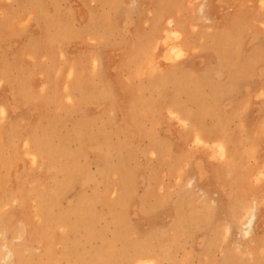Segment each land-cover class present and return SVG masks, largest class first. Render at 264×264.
Instances as JSON below:
<instances>
[{
    "label": "rangeland",
    "instance_id": "1",
    "mask_svg": "<svg viewBox=\"0 0 264 264\" xmlns=\"http://www.w3.org/2000/svg\"><path fill=\"white\" fill-rule=\"evenodd\" d=\"M95 1L96 0H0V76L6 75L4 80L0 78V103L6 102L8 105L6 114L2 119L0 118V123L3 124V127H0V200H5L6 202L5 208H2L1 212L2 210H11L14 205V208H16V204L18 203L17 199L20 195V191L12 187L16 185L15 178L11 175L13 172L9 171V178L11 177L12 179H5L8 169L4 167V161L8 159L9 162H11L9 164V169L13 167L14 170L16 169L15 172L17 173L24 174L25 168L31 170V175L29 178L27 177L28 184H31V176L35 173V171L33 172L32 170V156L22 153V141H19L18 138L29 133L30 128L38 122V129L43 132L48 119L45 118V116L49 115L50 118L52 117L50 115L55 111L54 95H64V92L66 95V91L70 90V92L73 91L77 96L79 91L76 87L78 88L79 85H81L83 89L85 87L86 91H89L90 94L89 96L86 95L79 104L78 100L63 98L62 101L65 107L63 105L58 112V117H60L62 121V126L57 131L58 133H56V139H68L66 147L69 150L80 151L79 157L75 160L79 165L77 173L79 172L81 175H85L83 173L88 172L93 177L90 175L88 178L90 182L86 181L85 183L84 180H80V176L73 179L71 181L72 183L70 182L71 184H68L69 186L66 185L65 192L61 195L62 197L60 196V202L58 201L60 204L57 203L59 206L57 207L56 205L51 208L52 212H56L59 208L65 209L66 211V209H69L74 203L81 205L79 201L80 198L84 199L83 196L87 198L92 197L91 205L88 203V206L93 209H85V220L87 224L91 220L92 223H89L90 226L82 224L79 228V233L81 232V243L79 246L80 257L76 258V264H84L87 258L86 262L89 261V256L92 255L94 250L101 246L98 244V248H94L98 242L97 240H99L98 238L96 241L94 237L87 239L90 234H93L94 229V231H100L104 235L107 233L105 237L109 240L115 235V230H117V228L113 221V214H119L122 211V203L111 206V201L116 195L114 189L110 187V185L112 183L114 185L122 183L125 177L124 170H128L125 169L126 167L129 168L128 176L129 179H131L128 188L129 192L127 191L128 195L125 198V203L128 204L129 209L126 213V218L132 226V231L129 233V236L132 238L127 240L128 243L123 241L119 242L117 239L115 241L114 239L113 250L116 248V252L118 251V253L122 249V252L124 251L123 253L127 250L125 253L126 257H120L122 258L121 264H129L126 263V258L129 257V259H132V256H135V254L139 255L143 250H146L144 241L148 240L149 237L155 236L154 238H156L159 227L161 229H167L169 227L170 219L172 215H174L173 205H175V203L176 205H180L181 209L185 211L186 216H189L190 220L188 219L189 223L187 222V227L179 229L178 235L176 233V240L169 243L167 251L171 256L164 257V255H161L162 257L159 259L158 264H168L169 262H171L170 264H264V151L259 148V143L257 141L260 132L253 129V127L249 128L247 125V122L253 120L252 116L255 115L256 110H259L261 107V102L264 101V91L259 88L262 84L258 77L260 71L264 68L263 0ZM241 2L244 5H242ZM202 6L204 7L202 8ZM245 7L248 8L246 9ZM206 16L210 17L211 20H206ZM170 17H172L173 20L169 23L168 19ZM49 19H52V21L54 20V26L59 23H65V35L62 38L60 37L61 39L53 40L50 38L49 40L48 31L54 28L51 27L48 29L47 25ZM87 25L90 27L89 32ZM179 26L182 27L181 29L183 31L176 33V29H178ZM212 30L214 32H211ZM40 34L41 36H39ZM213 37H216V40H214ZM182 44H184V51L183 53H178L177 50ZM216 48L222 50L223 59L221 63H218L216 60ZM47 57L48 59H46ZM52 57L54 58L53 61ZM143 66L145 68H142ZM224 66L227 67L225 68ZM38 67L41 69H38ZM70 68H73L74 72H77L74 73V75H70ZM161 74L163 75L161 78L164 80L159 78ZM121 78L124 82L120 83ZM60 79L61 81L64 80L61 82ZM57 81H60L61 84H59L60 82L57 83ZM115 82L117 84H115ZM179 83H181V87L178 86ZM170 84L172 86H170ZM156 86L158 87L156 88ZM45 90L49 92L52 90V101L45 100V97L41 94ZM60 90L63 93L60 92ZM218 90H221V92H217ZM34 93L36 95H34ZM174 98H177V100L185 106L186 110L189 111L191 115L194 114L196 120L202 124L204 123L206 126H216L218 129H220L222 124H225L228 134L232 135L233 138L237 140L234 157L235 161L231 162V166L232 164L233 166L227 169L225 178H223L221 182L222 184H226L237 175V180L240 184H238L239 188L236 194L245 195L249 200L252 198L259 201L261 200V203L259 202L260 205L256 209L255 228L254 232L249 237L250 239H241L237 230L232 227H229L230 229L228 227L226 228L224 224H222L225 223V221L222 222L223 219L227 220V222L230 221V218H228L230 217V214L228 215L230 208L225 196L218 207L217 204L214 203L213 205L211 202L206 204L208 206L205 204L204 206L200 205L202 199L200 192L197 195L189 197V201L193 204L188 201L186 191H191L193 190L192 188L195 187H192V185L181 187V183H185L192 171L196 173L199 172V174L197 173L198 178H196V180L192 178L194 181H192V183H194L193 185L195 186V184L197 185L198 183H206L209 185L211 191L208 192V196L211 200L217 199L218 195L223 194L222 188L214 184V178L210 171H206L205 174H203L200 172V168L203 165L207 167L210 161H214V163L217 161L216 163L222 164L226 163L228 159L227 156H223L221 148L216 143L212 141L208 143H199L193 133H191L193 129L192 125L171 115L166 108V103H170ZM143 99H148L151 102L150 107L152 109L154 108L153 111H145ZM106 102L109 103L107 104ZM205 102L207 105L210 104L212 109L208 107L204 111L202 104L205 105ZM73 104L75 105L73 106ZM231 104L233 106H231ZM42 108L45 109L43 110ZM179 121L181 122L179 123ZM85 124L90 128L92 138L97 136H101L100 139L103 138L98 132V129L103 127L106 132V137L109 138L110 142L115 144L119 143L117 149L119 151L115 150V152L113 150L104 161V158L99 159L93 149L91 150L87 147L86 149L84 146H79L78 141L76 142V138H73V127L75 125ZM128 124L131 126L129 127ZM127 128H129V130H127ZM6 131L13 132L14 135L16 134L15 143L12 145V148L9 147L10 149L4 147ZM124 140L128 141L127 147L129 148L123 147L122 144H120L121 141ZM151 143H155L157 148H151ZM125 151L127 152L125 153ZM129 152L132 153L131 158H128L127 161H122L120 157L124 155L127 156ZM249 152L251 153L249 154ZM191 159L194 160V164L190 163ZM255 159H258V161ZM180 164L183 165L181 166ZM246 168L248 170H246ZM242 170L244 172H242ZM40 171L41 179L44 177L42 181L48 186H53L54 182H57L62 176V173H60L61 176L58 175L55 180V178L44 176V168ZM229 171L230 173L232 171V173L230 174ZM101 172L103 174H101ZM106 172L110 175H106ZM38 174L39 171H37V175ZM192 175L193 174H191V176ZM252 175L255 177H252ZM111 181L113 182L111 183ZM92 182L95 184L92 185ZM258 183H261L263 186H260V184L258 185ZM7 186L9 187L7 188ZM11 187V190H15L11 191L12 193H10ZM5 188H7L8 191ZM94 188L96 189L94 190ZM258 191H260V195ZM81 193L84 194L82 197H79ZM95 193L98 196H96ZM194 193H196V189ZM253 193H256L258 197L255 194L253 195ZM93 199L96 202L92 201ZM8 205L10 206L8 207ZM212 206H215V209H210ZM112 207L115 212L112 211ZM225 210H227V212ZM51 211H47L46 214H51ZM89 211H93L94 214ZM55 212L52 213L51 216L55 215ZM98 212L99 218L97 215ZM102 213L103 215L100 216ZM44 214L45 212H43V216ZM244 215H246L245 210L243 211V216ZM104 216L108 220H106ZM226 216L227 218H225ZM103 220L108 222L105 223ZM91 226L94 228L92 229ZM85 227H87L86 231ZM71 235L72 234H70V236ZM136 235L137 237H135ZM82 238L85 241H82ZM139 240L142 241V243H139ZM239 241L242 242V245L237 244ZM136 243L137 246L135 245ZM82 244H84V246ZM227 244L228 246L231 245L229 247L230 254L228 256L230 261L228 259H226V261L223 259ZM131 245L134 247H131ZM176 245H179L178 248ZM61 246V244L56 245V251L59 253L62 251L60 248ZM127 246L130 248H126ZM135 246L136 248H140L135 251ZM174 247L175 249H173ZM83 248H87V250L85 251ZM91 248L94 249L92 250ZM83 250L84 252H82ZM90 250L92 253L89 252ZM127 254H130V256ZM233 254L234 256L232 257L231 255ZM31 264H37V259L33 255L31 257ZM38 264H42V262ZM89 264H93V262L90 260Z\"/></svg>",
    "mask_w": 264,
    "mask_h": 264
},
{
    "label": "bare ground",
    "instance_id": "2",
    "mask_svg": "<svg viewBox=\"0 0 264 264\" xmlns=\"http://www.w3.org/2000/svg\"><path fill=\"white\" fill-rule=\"evenodd\" d=\"M37 1V0H36ZM97 1V0H96ZM95 1V2H96ZM240 1V0H239ZM101 2V1H100ZM243 2V1H242ZM241 2L242 5H244ZM264 2V0L262 1ZM46 3V2H45ZM62 3V2H61ZM98 3V2H97ZM115 3V2H114ZM134 3V2H133ZM227 3V2H226ZM229 3V2H228ZM200 4V3H198ZM203 4V3H202ZM237 4V2H236ZM26 5V4H25ZM38 5V4H37ZM219 5V4H218ZM222 5V4H221ZM231 5V4H230ZM239 5V4H238ZM251 5V4H248ZM247 5V6H248ZM89 6V5H88ZM105 6V5H104ZM115 6V5H113ZM220 6V5H219ZM257 6V5H256ZM15 7V6H14ZM39 7V6H38ZM204 6H202L203 8ZM233 7V6H232ZM253 7V6H252ZM87 8V7H86ZM114 8V7H113ZM201 8V9H202ZM237 8V7H236ZM246 8V7H245ZM248 8V7H247ZM246 8V9H247ZM119 9V8H118ZM117 9V11H118ZM124 9V8H123ZM216 9V8H215ZM232 9V8H231ZM242 10V9H241ZM97 11V10H96ZM122 11V10H120ZM205 11V10H204ZM235 11V10H233ZM64 12V11H63ZM87 12V11H85ZM126 12V11H125ZM156 12V11H155ZM165 12V11H164ZM198 12V11H197ZM59 13V11H58ZM61 13V12H60ZM101 13V12H100ZM114 13V12H113ZM200 13V12H199ZM62 14V13H61ZM88 14V13H87ZM96 14V13H94ZM134 14V13H133ZM163 14V13H162ZM169 14V13H168ZM167 15V14H166ZM203 15V14H202ZM155 16V15H154ZM152 16V17H154ZM163 16V15H162ZM262 16V15H261ZM260 16V17H261ZM48 17V16H46ZM45 17V18H46ZM151 17V18H152ZM49 18V17H48ZM102 18V17H101ZM99 18V19H101ZM197 19V18H196ZM203 19V18H202ZM206 20H211L210 17L206 16L205 17ZM245 19V18H244ZM96 20V19H95ZM98 20V19H97ZM153 20V19H152ZM160 20V19H159ZM173 20L172 17H170L168 19V22L170 23ZM214 20V19H213ZM54 21V20H53ZM52 19H49L48 21V29L51 27H54L52 30L49 29L48 31V37L49 40L51 39H61L64 35H65V23L63 22V24H56V26H54ZM85 21V20H84ZM106 21V20H105ZM150 21V20H149ZM197 21V20H196ZM227 21V20H226ZM62 22V21H61ZM120 22V20H119ZM137 22V21H136ZM151 22V21H150ZM163 22V21H162ZM70 23V22H69ZM148 23V22H147ZM200 23V22H199ZM71 24V23H70ZM99 24V23H97ZM173 24V23H172ZM206 24V23H205ZM216 24V23H215ZM219 24V23H218ZM233 25V24H232ZM257 25V24H256ZM90 26V25H89ZM93 26V25H92ZM42 27V25H41ZM88 27V25H87ZM101 27V26H100ZM105 27V26H104ZM103 27V28H104ZM108 27V26H107ZM135 27V26H134ZM167 27V26H166ZM180 27V28H179ZM178 29H176V33H180L183 30L181 29L182 27L179 26ZM261 27V26H260ZM37 28V27H36ZM89 28L88 27V32H89ZM95 28V27H94ZM102 28V27H101ZM132 28V27H131ZM139 28V27H138ZM200 28V27H199ZM41 29V28H40ZM43 29V28H42ZM87 29V28H86ZM92 29V28H91ZM134 29V28H133ZM149 29V28H148ZM258 29V28H257ZM51 30V31H50ZM101 30V29H100ZM108 30V29H107ZM136 30V29H135ZM134 30V31H135ZM141 30V29H140ZM147 30V29H146ZM261 30V29H260ZM37 31V30H35ZM39 31V30H38ZM77 31V30H75ZM83 31V30H82ZM102 31V30H101ZM110 31V30H109ZM154 31V30H153ZM257 31V30H256ZM43 32V31H42ZM84 32V31H83ZM87 32V31H85ZM100 32V31H99ZM105 32V31H104ZM211 32H214L213 30ZM243 32V31H242ZM41 33V32H40ZM137 33V32H136ZM216 33V32H215ZM99 34V33H98ZM109 34V33H108ZM138 34V33H137ZM146 34V33H145ZM150 34V33H149ZM168 34V33H167ZM204 34V33H203ZM76 35V34H75ZM85 35V34H84ZM156 35V34H155ZM154 35V36H155ZM193 35V34H191ZM222 35V34H221ZM41 36V34L39 35ZM106 36V35H105ZM157 36V35H156ZM177 36V35H176ZM180 36V35H179ZM61 37V38H60ZM69 37V36H68ZM172 37V36H171ZM175 37V35H174ZM198 37V36H197ZM67 38V37H66ZM83 38V37H82ZM104 38V37H103ZM112 38V37H111ZM185 38V37H184ZM196 38V37H195ZM44 39V38H41ZM197 39V38H196ZM205 39V38H204ZM214 40H216V37H213ZM64 40V39H63ZM156 40V39H155ZM194 40V39H193ZM208 40V39H207ZM164 41V40H162ZM156 42V41H155ZM160 42V41H159ZM214 42V41H213ZM150 43V42H149ZM204 43V42H203ZM40 44V43H39ZM38 44V45H39ZM52 44V42H51ZM55 44V43H54ZM46 45V44H45ZM186 45V43H185ZM189 45V44H188ZM211 45V44H210ZM209 45V46H210ZM55 46V45H54ZM190 46V45H189ZM215 46V45H214ZM218 46V45H217ZM45 47V46H44ZM56 47V46H55ZM149 47V46H148ZM167 47V46H166ZM183 47L184 44H182V46L177 50L178 53H183ZM53 49V48H52ZM133 49V48H132ZM131 49V50H132ZM176 49V48H174ZM217 49V48H216ZM37 50V49H36ZM55 50V49H54ZM95 50V49H94ZM167 50V49H166ZM241 50V49H240ZM163 51V50H162ZM198 51V50H197ZM197 51H193V52H197ZM217 55H215L217 57V62L221 63L222 59H223V55H222V50L221 49H217ZM39 52V51H38ZM37 52V54H38ZM53 52V51H51ZM64 52V51H63ZM131 52V51H130ZM172 52V51H171ZM170 52V53H171ZM40 53V52H39ZM113 53V52H112ZM139 53V52H138ZM173 53V52H172ZM192 53V52H191ZM54 54V53H53ZM169 54V53H167ZM262 54V53H261ZM260 54V55H261ZM35 55V54H34ZM52 55V54H51ZM55 55V54H54ZM53 55V57H54ZM119 55V54H118ZM132 55V54H131ZM152 55V54H151ZM161 55V54H160ZM37 56V55H36ZM65 56V55H64ZM63 56V57H64ZM123 56V55H122ZM125 56V54H124ZM143 56V55H142ZM169 56V55H168ZM178 56V55H177ZM52 57V61L53 58ZM66 57V56H65ZM113 57V56H112ZM137 57V56H136ZM245 57V56H244ZM28 58V57H27ZM37 58V57H36ZM123 58V57H122ZM143 58V57H142ZM177 58V57H176ZM35 59V58H34ZM48 59V57L46 58ZM114 59V58H113ZM121 59V58H120ZM144 59V58H143ZM147 59V58H146ZM155 59V58H154ZM112 60V59H111ZM130 60V59H129ZM135 60V59H134ZM31 61V60H30ZM55 61V60H54ZM64 61V60H63ZM110 61V60H109ZM116 61V60H115ZM122 61V60H121ZM146 61V60H145ZM262 61V60H261ZM41 62V61H40ZM43 62V61H42ZM97 62V60H96ZM132 62V61H131ZM216 62V64H217ZM29 63V62H28ZM45 63V61H44ZM82 63V62H81ZM122 63V62H121ZM128 63V62H127ZM175 63V61H174ZM183 63V62H182ZM229 63V62H228ZM37 64V63H36ZM39 64V63H38ZM53 64V63H51ZM66 64V63H65ZM97 64V63H96ZM137 64V63H136ZM161 64V63H160ZM166 64V63H165ZM43 65V64H42ZM67 65V64H66ZM121 65V64H119ZM185 65V64H184ZM44 66V65H43ZM49 66V64H48ZM65 66V65H64ZM145 66V65H144ZM142 68H145V67ZM181 66V64H180ZM183 66V65H182ZM228 66V65H227ZM226 66V67H227ZM41 67V65H40ZM63 67V66H62ZM117 67V66H116ZM130 67V65H129ZM160 67V66H158ZM225 67V66H224ZM225 67V68H226ZM29 68V67H28ZM42 68V67H41ZM38 67V69H41ZM65 68V67H64ZM76 68V67H75ZM79 68V67H78ZM133 68V67H131ZM130 68V69H131ZM155 68V67H154ZM179 68V66H178ZM221 68V67H220ZM232 68V67H231ZM51 69V67H50ZM80 69V68H79ZM96 69V68H95ZM129 69V68H128ZM134 69V68H133ZM156 69V68H155ZM163 69V68H162ZM222 69V68H221ZM230 69V68H229ZM28 70V69H27ZM138 70V69H137ZM255 70V69H254ZM253 70V72L255 73V71ZM63 71L65 72V70L63 69ZM61 71V72H63ZM115 71V70H114ZM26 72V71H25ZM52 72V71H51ZM77 72V71H76ZM74 69L70 68V75H74ZM107 72V71H106ZM127 72V71H126ZM115 73V72H114ZM225 73V72H224ZM34 74V73H32ZM139 74V72H138ZM155 74V72H154ZM213 74V73H212ZM35 75V74H34ZM62 75V73H61ZM96 75V74H95ZM118 75V74H117ZM166 75V74H165ZM197 75V74H196ZM199 75V74H198ZM228 75V74H227ZM6 76V75H5ZM5 76H0L1 79H5ZM38 76V75H36ZM35 76V77H36ZM43 76V75H42ZM47 76V75H46ZM60 76V75H59ZM65 76V75H64ZM163 75L161 74V76L159 78H161ZM51 77V76H50ZM112 77V76H111ZM134 77V76H133ZM225 77V76H224ZM223 77V78H224ZM259 79H260V83L262 85L259 86L260 90L264 91V68L260 71L259 73ZM31 78V75H30ZM65 78V77H64ZM98 78V77H97ZM110 78V77H109ZM119 78V77H117ZM191 78V76H190ZM114 79V78H113ZM131 79V78H130ZM138 79V78H137ZM222 79V78H221ZM219 79V80H221ZM236 79V78H235ZM240 79V78H239ZM248 79V78H247ZM27 80V79H26ZM59 80V78H58ZM64 80V79H63ZM62 80V81H63ZM118 80V79H117ZM133 80V79H132ZM139 80V79H138ZM160 80V79H159ZM161 80H164L161 78ZM212 80V79H211ZM237 80V79H236ZM31 81V79H30ZM34 81V80H33ZM37 81V80H36ZM61 81V79H60ZM59 81V82H60ZM61 81V82H62ZM129 81V80H128ZM216 81V80H215ZM29 82V81H28ZM55 82V81H54ZM57 81V83H59ZM61 82L59 84H61ZM87 82V81H86ZM96 82V81H95ZM121 82L122 78H121ZM135 82V81H134ZM239 82V81H238ZM16 83V82H15ZM108 83V81H107ZM55 84V83H54ZM104 84V83H103ZM115 84H117L115 82ZM132 84V83H131ZM130 84V85H131ZM138 84V83H137ZM168 84V83H167ZM90 85V84H89ZM236 85V82H235ZM238 85V84H237ZM17 86V85H16ZM127 86V85H126ZM134 86V85H133ZM132 86V87H133ZM141 86V85H140ZM148 86V85H146ZM170 86H172L170 84ZM178 86L181 87V83L178 84ZM98 87V86H97ZM155 87V85H154ZM158 86H156L157 88ZM237 87V86H236ZM258 87V86H257ZM57 88V87H56ZM125 88V87H124ZM150 88V87H149ZM155 88V90H156ZM166 88V87H164ZM205 88V87H204ZM255 88V87H254ZM58 89V88H57ZM76 89L79 91V94L76 96L73 91L70 92V90L66 91V95L64 92V95L60 94V95H54V103H55V111L54 113H52V117L49 118V115L45 116V118L47 119V123L45 126V129L43 130V132L41 130H39L38 125L39 122L36 125H33L30 128L29 133L24 134L21 138L19 137L18 140L22 141V153H24L25 155L29 154L32 156V160H33V172L35 171L34 174H32L31 178V184H28V180L27 177L29 178V176L31 175V170L25 168V172L23 173H17L15 172L14 168L11 167V169H9V164L11 162H9L8 159H6L4 161V167H6V169H8L7 172V176L5 177L9 178V171L13 172V174H11L14 178H15V183L16 185L12 186L13 189L16 190V188L20 191V195L19 198L17 199L18 203L16 204L17 207H12L14 209L11 208V210H2V208H5L6 202L5 200H0V264H31V257L32 255L36 257L37 259V264L39 262H42V264H76V258L80 257V251H79V246H80V233H79V228L81 227L82 224H85L87 226H90L89 223H92V220L87 224L86 220H85V209H91L90 206H88V203L91 205V198L90 197H86L83 196L84 193H81L79 195V197L83 196L84 199L80 198L79 203H81V205H77V204H72L70 206L69 209H58L55 212V215H52L51 208H53V206L57 207L59 206L57 203L60 202V196L62 195V193L65 192V187L66 185H68L73 179H75L76 177L78 178L80 176V180H84V183L86 181H89L88 178L90 177L91 174H89L88 172H84L83 174L85 175H81L78 171L79 165L77 164V162L75 161L77 157H79L80 155V151H74V150H69L66 147V144L68 143V139H56V133H58L57 131L59 130V128L62 126V121L60 120V117H58V112L59 110L63 107V98H67L68 100H73L75 99L76 101L78 100V104L81 103V100L83 101V99L85 98V96H89V91H86V88L79 85V87ZM107 89V88H106ZM116 89V88H115ZM120 89V88H119ZM121 89H122V85H121ZM132 89V88H130ZM184 89V88H183ZM237 89V88H235ZM35 90V89H33ZM133 90V89H132ZM234 90V89H233ZM10 91V90H8ZM107 91V90H106ZM126 91V89H125ZM131 91V90H128ZM142 91V90H141ZM249 91V90H248ZM256 91V90H255ZM31 92V91H30ZM36 92V91H35ZM58 92V91H57ZM56 92V93H57ZM60 92H62L60 90ZM86 92V93H85ZM109 92V91H108ZM107 92V93H108ZM120 92V91H119ZM124 92V91H123ZM171 92V91H170ZM217 92H221V90H218ZM236 92V91H234ZM245 92V90H244ZM252 92V91H251ZM33 93V92H32ZM38 93V91H37ZM63 93V92H62ZM72 93V95H71ZM106 93V94H107ZM140 93V92H139ZM143 93V92H142ZM216 93V92H214ZM231 93V92H230ZM7 94V93H6ZM41 94H43V97H45V100H53V92L52 90L47 91H43ZM96 94V93H94ZM126 94V93H125ZM133 94V92H132ZM243 94V93H242ZM255 94V93H254ZM264 94V92H263ZM25 95V94H24ZM34 95H36L34 93ZM111 95V94H110ZM123 95V94H122ZM134 95V94H133ZM151 95V93H150ZM219 95V94H218ZM99 96V95H98ZM101 96V95H100ZM113 96V95H112ZM131 96V94H130ZM141 96V95H140ZM178 96V95H177ZM20 97V96H19ZM31 97V95H30ZM28 97V98H30ZM122 97V96H121ZM142 97V96H141ZM146 97V96H144ZM156 97V96H155ZM162 97V96H161ZM169 97V96H168ZM253 97V96H252ZM11 98V97H9ZM23 98V97H22ZM25 98V97H24ZM27 98V99H28ZM41 98V97H40ZM111 98V97H110ZM113 98V97H112ZM150 98V97H149ZM193 98V97H192ZM221 98V97H220ZM153 99V98H152ZM238 99V98H237ZM253 99V98H252ZM251 99V101H252ZM262 99V98H261ZM12 100V99H11ZM43 100V99H42ZM94 100V99H93ZM26 101V100H25ZM34 101V100H33ZM92 101V100H91ZM112 101V100H111ZM259 101V100H256ZM144 102V107H145V111L151 112V110L153 111L154 108L152 109L150 106L151 102L148 99H143ZM254 102V101H253ZM252 102V103H253ZM263 102V101H262ZM52 103V102H51ZM53 103V104H54ZM89 103V102H88ZM107 103V102H106ZM109 103V102H108ZM107 103V104H108ZM118 103V102H117ZM137 103V101H136ZM135 103V104H136ZM165 103V102H164ZM188 103V102H187ZM191 103V102H190ZM234 103V102H233ZM232 103V104H233ZM259 103V102H258ZM77 104V103H75ZM73 104V106L75 105ZM106 104V105H107ZM134 104V105H135ZM231 104V106H233ZM49 105V104H48ZM81 105V104H80ZM123 105V104H122ZM46 106V105H45ZM127 106V104H126ZM7 103L6 102H2L0 103V118L2 119L3 116L6 114L7 111ZM51 107V106H50ZM65 107V105H64ZM154 107V104H153ZM202 107L204 109V111L210 107V104L207 105V103L205 102V105L202 104ZM263 107V106H262ZM123 108V107H122ZM126 108V107H125ZM124 108V109H125ZM166 108L169 110V112L171 113V115H174L175 118H179L181 119L183 122L185 123H189L192 125L193 129L192 132L193 135L195 136L196 140L199 143H208L209 141H212L214 143H216L222 150L223 152V156L226 157L227 156V162L226 163H214V161H210V164L206 167L205 165H203L200 168V172H202L203 174H205L206 171H210V173L212 174L213 178H214V184H217V186H220L222 188V195H218L217 199H210L208 196V192L211 191V188L209 185H207L206 183H198L197 185L195 184V186L193 185L194 183H192L193 179L192 178H198V174L199 172H194L192 171L191 174H193L191 176V174L189 175V178L187 177L185 183H181V187H185V186H191L195 187L192 188L193 190L189 191L187 190V195H188V201H189V197H191L192 195H197L199 192L201 193L202 199H201V204L202 206H204V204H209L210 202L214 205L217 204L218 205L221 204L223 197H226L228 206L230 208V211L228 213V215L230 214V218L227 222V220L223 219V221H225L224 226L227 228H233L235 230L238 231L239 236L241 237V239H250L249 237L252 235V233L254 232V228H255V217H256V209L257 207L260 205L259 202L261 203V200H256V199H251L249 200L245 195H240V194H236V191H238L240 182L238 183L237 180V175L235 177L232 178V180H230L229 182H227L226 184H222V180L223 178H225V174L227 172V169H230L231 166V162L235 161L234 157H235V150L237 147V140L235 138H233L232 135H229L226 129V125L222 124V126H220V129L216 128V126H206L204 123L202 124L201 122H199L198 120H196L194 114H190L189 111L186 110L185 106L179 102L177 100V98H174L170 103H166ZM211 108V107H210ZM229 108V107H228ZM227 108V109H228ZM43 110L45 108H42ZM212 109V108H211ZM258 109V108H257ZM94 110V109H93ZM113 110V109H112ZM136 110V109H135ZM166 110V109H165ZM256 110V109H254ZM64 111V110H63ZM213 111V110H211ZM23 112V111H22ZM53 112V111H52ZM57 112V113H56ZM94 112V111H93ZM193 112V111H192ZM220 112V111H218ZM225 112V111H223ZM135 113V111H134ZM143 113V112H141ZM140 113V114H141ZM239 113V112H238ZM236 113V114H238ZM19 114V113H18ZM40 114V113H39ZM43 114V113H42ZM50 114V113H49ZM124 114V113H123ZM220 114V113H218ZM260 114V112H259ZM257 114V115H259ZM100 115V114H99ZM128 115V114H127ZM126 115V116H127ZM136 115V114H135ZM139 115V114H138ZM142 115V114H141ZM153 115V114H152ZM223 115V114H222ZM241 115V114H238ZM16 116V115H14ZM156 116V115H155ZM169 116V115H168ZM209 116V115H208ZM236 116V115H235ZM139 117V116H138ZM198 117V116H197ZM219 117V115H218ZM241 117V116H240ZM244 117V116H243ZM102 118V117H101ZM145 118V117H143ZM165 118V117H163ZM174 118V119H175ZM220 118V117H219ZM224 118V116H223ZM235 118V117H233ZM245 118V117H244ZM16 119V118H15ZM135 119V118H134ZM133 119V120H134ZM146 119V118H145ZM157 119V118H156ZM232 119V118H231ZM241 119V118H240ZM250 119V118H249ZM13 120V119H12ZM138 120V119H137ZM173 120V119H172ZM203 120V119H202ZM230 120V119H229ZM237 120V119H236ZM244 120V119H242ZM251 120V119H250ZM1 121V120H0ZM33 121V120H32ZM136 121V119H135ZM142 121V120H141ZM207 121V120H206ZM13 122V121H12ZM178 122V121H177ZM181 121H179L180 123ZM222 122V121H221ZM207 123V122H206ZM216 123V122H215ZM144 124V123H142ZM154 124V123H153ZM230 124V123H229ZM228 124V125H229ZM234 124V123H233ZM255 124V123H254ZM253 124V125H254ZM138 125V124H137ZM146 125V124H145ZM183 125V124H182ZM245 125V124H244ZM243 125V127H244ZM128 126L130 127L131 125L128 124ZM178 126V125H177ZM219 126V124H218ZM0 127H3V124L0 123ZM9 127V126H8ZM7 127V128H8ZM146 127V126H145ZM144 127V128H145ZM234 127V125H233ZM250 128V125L248 126ZM73 133L74 134L73 138H76V142L78 141L79 146L84 148H90L91 150L93 149L95 151V154L98 155L99 159L105 158L109 155V153L111 154L113 152V150L115 151H119L118 149V144L115 143H111L109 138L106 137V132L104 131L103 127H100V129H98L99 134L102 135L103 138L100 139V137H94L92 138V135L90 134L91 130L90 128L85 124V125H75L73 127ZM171 128V127H170ZM238 128V127H237ZM241 128V127H240ZM255 128V126H254ZM9 129V128H8ZM131 129V128H130ZM167 129V128H166ZM231 129V128H230ZM233 129V128H232ZM67 130V129H66ZM127 130H129V128H127ZM171 130V129H170ZM184 130V129H183ZM28 131V130H27ZM126 131V130H125ZM96 132V133H98ZM149 132V131H148ZM147 132V133H148ZM142 133V132H141ZM235 133V132H234ZM62 134V133H61ZM108 134V133H107ZM127 134V133H126ZM152 134V133H151ZM175 134V133H174ZM237 134V133H236ZM4 135V134H3ZM16 135V134H15ZM13 134V132L10 131H6L5 132V142H4V147H8V149L12 148V145L15 143V139L16 136ZM96 135V134H95ZM110 135V134H109ZM151 136V135H150ZM237 136V135H236ZM72 137V136H71ZM143 137V136H142ZM175 137V136H174ZM255 137V136H254ZM263 137V136H262ZM125 138V137H124ZM178 138V137H177ZM245 138V137H244ZM247 138V137H246ZM250 138V137H249ZM248 138V139H249ZM21 139V140H20ZM180 139V138H179ZM126 140V139H125ZM121 141L120 144H122L123 147L129 148L127 147V142L128 141ZM259 140V139H257ZM263 140V138L261 139ZM74 141V140H73ZM139 141V140H138ZM197 142V144H198ZM239 142V141H238ZM19 143V142H18ZM251 143V142H250ZM254 143V142H252ZM77 144V143H76ZM75 144V145H76ZM184 144V143H183ZM215 144V145H216ZM19 145V144H18ZM17 145V146H18ZM167 145V144H166ZM177 145V144H176ZM205 145V144H204ZM248 145V144H247ZM256 145V143H255ZM210 146V145H209ZM214 146V145H212ZM245 146V145H244ZM10 147V148H9ZM151 148L156 149V144L155 143H151ZM182 147V146H181ZM262 147V146H261ZM86 148V149H87ZM132 148V146H131ZM147 148V147H146ZM171 148V147H170ZM189 148V147H188ZM194 148V147H193ZM209 148V147H208ZM214 148V147H213ZM219 148V149H220ZM243 148V147H242ZM4 149V148H3ZM7 149V148H6ZM216 149V148H215ZM248 149V148H246ZM262 149V148H260ZM159 150V148H158ZM212 150V149H211ZM218 150V149H217ZM216 150V151H217ZM115 151V152H116ZM128 151V150H127ZM125 151V153L127 152ZM215 151V152H216ZM219 151V150H218ZM245 151V150H244ZM256 151V149H255ZM264 151V150H263ZM15 152V151H14ZM243 152V151H242ZM247 152V150H246ZM20 153V152H19ZM184 153V152H183ZM181 153V154H183ZM251 152H249L250 154ZM3 154V153H2ZM178 154V153H177ZM180 154V153H179ZM188 154V153H187ZM216 154V153H215ZM219 154V153H218ZM246 154V153H245ZM244 154V155H245ZM248 154V155H249ZM95 155V156H96ZM184 155V154H183ZM132 153H128L127 156H121V160L122 161H127L128 158H131ZM163 156V154H162ZM188 156V155H187ZM217 156V155H216ZM250 156V155H249ZM15 157V156H14ZM21 157V156H20ZM19 157V158H20ZM109 157V156H108ZM169 157V156H168ZM177 157V155H176ZM191 157V156H190ZM241 157V156H239ZM238 157V158H239ZM246 157V156H245ZM257 157V156H256ZM30 158V157H29ZM115 158V157H114ZM174 158V157H173ZM171 158V159H173ZM213 158V157H212ZM218 158V157H217ZM2 159V157H1ZM107 159V158H106ZM163 159V158H162ZM181 159V158H180ZM190 159V158H189ZM216 159V158H215ZM223 159V158H222ZM245 159V158H244ZM130 160V159H129ZM182 160V159H181ZM240 160V159H237ZM236 160V161H237ZM256 160V159H255ZM101 161V160H100ZM108 161V160H107ZM174 161V160H173ZM258 161V159L256 160ZM45 163V166H44ZM105 163V162H104ZM109 163V162H108ZM120 163V162H119ZM178 163V162H177ZM191 164H194V160L191 159L190 160ZM246 163V162H245ZM6 164V166H5ZM18 164V163H17ZM243 164V163H241ZM253 164V163H252ZM181 165V164H180ZM183 165V164H182ZM181 165V166H182ZM244 165V164H243ZM254 165V164H253ZM103 166V165H100ZM249 166V165H248ZM108 167V166H107ZM106 167V168H107ZM121 167V166H120ZM126 167V166H125ZM238 167V166H237ZM32 168V167H31ZM44 168V176L46 175L48 178H57L58 175H60V173H62L61 178L57 181L54 182L53 186H48L44 183V181H42V178L40 177V170H43ZM81 168V167H80ZM105 168V169H106ZM183 168V167H182ZM104 169V168H103ZM114 169V168H112ZM111 169V171H112ZM125 169H128V167H126ZM239 169V168H238ZM108 170V169H107ZM115 170V169H114ZM128 170H124V179L122 181V183H118V184H113L111 181V185L110 187H112L114 189V193H115V197L112 199L111 201V206L117 203H122V211L119 214H113V221L114 224L117 228V230H115V235L113 236V238H111L110 240L105 237V235L107 234H103L100 231H94L93 230V234H90V237H94V240L96 241V239L98 238L99 240H97L98 242L96 243V246L98 244H100L101 246H99L98 249L94 250L93 253L91 252V250L89 251L90 253H92V255H90V260L91 262H93V264H121V259L125 256V253L122 252V250L118 253V251L116 252V248L114 249V239L116 241L119 240V242L123 241L125 243H128L127 240L129 238H132L129 236V233L132 231L131 230V225L129 223V221L126 218V213L127 211H129L128 209V204L125 203L126 200V196L128 195L127 191L129 190V185H130V180L128 173ZM244 170V168H243ZM242 170V172H244ZM246 170H248L246 168ZM37 171H39V174L37 175ZM122 171V170H121ZM109 172V171H108ZM182 172V171H181ZM82 173V172H81ZM230 173V171H229ZM232 173V171H231ZM230 173V174H231ZM101 174H103L101 172ZM109 174L106 172V175ZM119 174V173H118ZM110 175V174H109ZM120 175V174H119ZM239 175V174H238ZM263 175V174H262ZM99 176V175H98ZM208 176V175H207ZM210 176V175H209ZM254 175H252L253 177ZM84 177V178H82ZM91 177H93L91 175ZM116 177V176H115ZM230 177V176H229ZM228 177V178H229ZM242 177V176H241ZM240 177V178H241ZM255 177V176H254ZM262 177V176H260ZM30 178V179H31ZM106 178V176H105ZM207 178V177H206ZM12 179V178H11ZM29 179V180H30ZM103 179V177H102ZM112 179V178H111ZM110 179V180H111ZM118 179V178H117ZM208 179V178H207ZM256 179V178H255ZM79 180V181H80ZM95 180V179H94ZM99 180V179H98ZM109 180V181H110ZM119 180V179H118ZM121 180V179H120ZM209 180V179H208ZM105 181V180H104ZM260 181V180H259ZM49 182V181H48ZM77 182V181H76ZM94 182V181H93ZM92 182V185L95 184ZM118 182V181H117ZM194 182V181H193ZM50 183V182H49ZM72 183V182H71ZM70 183V184H71ZM88 183V182H87ZM213 183V182H212ZM209 184V183H208ZM211 184V181H210ZM261 183H258V185ZM10 185V184H9ZM29 185V186H28ZM69 186V185H68ZM71 186V185H70ZM216 186V185H215ZM9 186H7L8 188ZM12 187L10 188V193H12L11 191H15V190H11ZM92 187V186H91ZM164 187V186H163ZM256 187V186H254ZM7 188H5L7 190ZM68 188V187H67ZM187 188V187H186ZM220 188V189H221ZM96 188H94L95 190ZM163 189V188H162ZM183 189V188H182ZM196 189V193L195 192ZM81 190V189H78ZM93 190V189H92ZM254 190V189H252ZM8 191V190H7ZM129 192V191H128ZM165 192V191H163ZM189 192V193H188ZM221 192V193H222ZM241 192V191H240ZM253 192V191H251ZM260 191H258L259 194ZM3 193V192H2ZM257 193V192H256ZM256 193H253V195ZM79 194V192H78ZM94 194V193H93ZM96 194V193H95ZM217 194V193H216ZM86 195V194H85ZM248 195V194H247ZM260 195V194H259ZM3 196V195H2ZM1 196V197H2ZM13 196V195H11ZM96 196H98L96 194ZM250 196V194H249ZM257 196V195H256ZM62 197V196H61ZM251 197V196H250ZM258 197V196H257ZM256 197V198H257ZM8 199V196H7ZM95 199V198H94ZM94 199L92 201H94ZM98 199V197H97ZM152 199V198H151ZM249 200V201H248ZM59 201V202H58ZM14 202V203H15ZM96 202V201H94ZM190 202V201H189ZM225 202V201H224ZM104 203V202H103ZM191 204H193L192 202H190ZM60 204V203H59ZM94 204V203H93ZM171 204V203H170ZM12 205V204H10ZM8 205V207L10 206ZM96 205V203H95ZM94 205V206H95ZM199 205V204H198ZM199 205V206H200ZM263 205V203H262ZM13 206V205H12ZM108 206V205H107ZM184 206V205H183ZM186 206V205H185ZM194 206V205H193ZM196 206V204H195ZM194 206V207H195ZM208 206V205H206ZM227 206V207H228ZM216 207V208H217ZM7 208V207H6ZM55 208V207H54ZM110 208V207H109ZM115 208V207H114ZM174 208V215H172L171 219H170V225L169 227L166 229H161L159 227V230H157V234H156V238L154 237H149L148 240L144 241V246L146 248V250H143L139 255L132 256V259L129 257L126 258V263L129 264H158L159 259L162 257L161 255H164V257H168L171 256L169 255L168 247H169V243L173 240H176L175 237L176 233L178 235L179 233V229L181 228H185L187 227V222L189 223V216H186V213L184 210L181 209L180 205H173ZM209 208V207H208ZM33 209V210H32ZM93 209V208H92ZM195 209V208H194ZM210 209H215V206H212ZM260 209V208H259ZM258 209V210H259ZM51 211V214H46L47 211ZM95 210V207H94ZM206 210V209H205ZM228 210V209H227ZM227 210H225L227 212ZM246 211V215L243 216V211ZM100 211V210H99ZM112 211H114L113 207H112ZM119 211V210H118ZM260 211V210H259ZM43 212H45L44 216H43ZM87 212V211H86ZM92 212L93 211H89ZM115 212V211H114ZM264 212V211H263ZM107 213V212H106ZM111 213V212H110ZM109 213V214H110ZM198 213V212H197ZM196 213V214H197ZM201 213V212H200ZM88 214V213H87ZM94 214V213H93ZM99 214V212L97 213V215ZM108 214V213H107ZM103 213L100 215L102 216ZM105 215V214H104ZM111 215V214H110ZM92 216V215H90ZM94 217V216H93ZM97 217V216H96ZM194 217V216H193ZM261 217V216H260ZM99 218V215H98ZM105 218V216H104ZM227 218V216L225 217ZM90 219V218H87ZM106 219V218H105ZM112 219V218H110ZM189 219V220H188ZM260 219V218H259ZM108 220V219H106ZM106 220H103L106 222ZM193 220V219H191ZM95 221V220H94ZM101 221V219H100ZM99 221V222H100ZM111 221V220H110ZM232 221V222H231ZM52 222V224H51ZM86 222V223H85ZM112 222V221H111ZM100 224V223H99ZM93 225V224H92ZM103 225V224H102ZM167 225V224H166ZM165 225V226H166ZM219 225V224H218ZM232 225V226H230ZM257 225V224H256ZM98 226V225H97ZM106 226V225H105ZM109 226V225H108ZM107 226V227H108ZM114 226V227H115ZM174 226V227H172ZM184 226V227H183ZM234 226V227H233ZM104 227V226H103ZM102 227V228H103ZM85 227V231H86ZM92 228V226H91ZM94 228V227H93ZM92 228V229H93ZM96 228V225H95ZM158 228V227H157ZM229 228V229H230ZM260 228V227H259ZM54 229V230H53ZM264 229V228H263ZM48 230V231H47ZM102 230V229H101ZM135 230V229H134ZM133 230V231H134ZM257 231V230H256ZM136 232V231H134ZM133 233V232H132ZM187 233V232H186ZM191 233V232H190ZM257 233V232H256ZM70 234H72L70 236ZM86 234V232H85ZM138 234V233H137ZM185 234V233H184ZM109 235V234H108ZM112 235V234H111ZM131 235V234H130ZM189 235V233H188ZM187 235V236H188ZM82 236V235H81ZM85 236V235H84ZM107 236V235H106ZM110 236V235H109ZM132 236V235H131ZM140 236V235H138ZM259 236V235H258ZM261 236V235H260ZM137 237V235L135 236ZM255 238V237H253ZM83 239V238H82ZM81 239V240H82ZM93 240V239H92ZM131 240V239H130ZM134 240V239H133ZM214 240V239H213ZM257 240V239H256ZM82 241H85L84 239ZM132 241V240H131ZM140 241V240H139ZM138 241V242H139ZM226 241V240H225ZM118 242V244H119ZM90 243V242H88ZM95 243V242H94ZM93 243V244H94ZM116 243V242H115ZM139 243H142V241H140ZM214 243V242H213ZM264 243V241H263ZM57 244H61L62 246L60 247L62 249L61 253H59L58 251H56V245ZM87 244V243H86ZM117 244V243H116ZM122 244V243H121ZM219 244V243H218ZM238 245H242V242L239 241L237 242ZM84 246V244H82ZM137 246V243L135 244ZM139 245V244H138ZM251 245V243H250ZM249 245V246H250ZM87 246V245H86ZM85 246V247H86ZM91 246V244H90ZM134 248V250L136 251V249L138 250V248ZM177 246V245H176ZM175 246V247H176ZM179 246V245H178ZM177 246V248H178ZM231 246V245H230ZM228 244H227V248L223 249L224 254H223V259L226 261V259H228V256L230 254V249ZM101 247V248H100ZM122 247V248H123ZM131 247H134L131 245ZM175 247L173 249H175ZM251 247V246H250ZM254 247V246H253ZM89 248V247H87ZM87 248H83L85 249V251L87 250ZM93 248V249H94ZM128 248V246L126 247ZM130 248V247H129ZM128 248V249H129ZM142 248V247H141ZM188 248V247H187ZM59 249V248H58ZM92 249V248H91ZM92 249V250H93ZM254 249V248H253ZM60 250V249H59ZM132 250V251H134ZM36 251V252H35ZM129 251V250H128ZM141 251V250H140ZM178 251V250H177ZM58 252V254H57ZM84 252V250L82 251ZM130 252V251H129ZM176 252V251H175ZM233 253V252H232ZM239 253V252H238ZM217 254V253H216ZM264 254V253H263ZM88 255V253H87ZM130 256V254H127ZM175 255V254H174ZM237 255V254H236ZM260 255V254H259ZM232 257L234 256L231 255ZM239 256V255H238ZM84 257V256H83ZM88 257V256H87ZM122 257V258H120ZM85 258H86V254H85ZM264 258V257H263ZM66 259V262H65ZM88 259V258H87ZM86 259V260H87ZM125 259V258H124ZM180 259V258H178ZM81 260V259H80ZM86 260L84 261V264H89L90 260L86 262ZM162 260V259H161ZM223 260V261H224ZM229 260V259H228ZM234 260V259H233ZM258 260V259H257ZM260 260V259H259ZM82 261V260H81ZM80 261V262H81ZM221 261V262H223ZM230 261V260H229ZM36 262V261H35ZM161 262V261H160ZM220 262V261H219ZM168 263V261H167ZM171 262H169L168 264H170ZM230 263V262H229ZM79 264V263H78ZM81 264V263H80ZM164 264V263H163Z\"/></svg>",
    "mask_w": 264,
    "mask_h": 264
},
{
    "label": "crops",
    "instance_id": "3",
    "mask_svg": "<svg viewBox=\"0 0 264 264\" xmlns=\"http://www.w3.org/2000/svg\"><path fill=\"white\" fill-rule=\"evenodd\" d=\"M260 106L261 107L259 108V110H256L255 115L252 116L253 120L250 122H247V125L248 126L250 125V127H253V129L260 132L259 133L260 135L258 137L259 140H257V141L259 143V148H262L261 150H264V101L261 102ZM259 112H260V114H259ZM257 114H259V115H257ZM254 126H255V128H254ZM262 138H263V140H261Z\"/></svg>",
    "mask_w": 264,
    "mask_h": 264
}]
</instances>
